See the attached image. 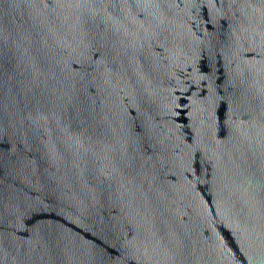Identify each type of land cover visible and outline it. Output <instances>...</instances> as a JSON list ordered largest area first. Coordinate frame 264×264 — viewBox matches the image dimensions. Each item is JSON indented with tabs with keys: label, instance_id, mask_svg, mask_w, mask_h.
Wrapping results in <instances>:
<instances>
[{
	"label": "water",
	"instance_id": "water-1",
	"mask_svg": "<svg viewBox=\"0 0 264 264\" xmlns=\"http://www.w3.org/2000/svg\"><path fill=\"white\" fill-rule=\"evenodd\" d=\"M0 264H264V0H0Z\"/></svg>",
	"mask_w": 264,
	"mask_h": 264
}]
</instances>
